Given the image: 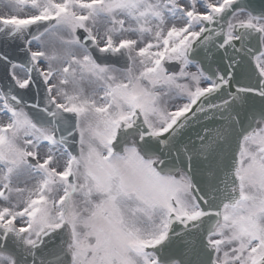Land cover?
<instances>
[{"label": "snow or ice", "instance_id": "6c2138e0", "mask_svg": "<svg viewBox=\"0 0 264 264\" xmlns=\"http://www.w3.org/2000/svg\"><path fill=\"white\" fill-rule=\"evenodd\" d=\"M0 264H264V0H8Z\"/></svg>", "mask_w": 264, "mask_h": 264}, {"label": "rangeland", "instance_id": "374dc122", "mask_svg": "<svg viewBox=\"0 0 264 264\" xmlns=\"http://www.w3.org/2000/svg\"><path fill=\"white\" fill-rule=\"evenodd\" d=\"M12 11L10 6H8V0H0V15L11 14Z\"/></svg>", "mask_w": 264, "mask_h": 264}, {"label": "water", "instance_id": "95a60500", "mask_svg": "<svg viewBox=\"0 0 264 264\" xmlns=\"http://www.w3.org/2000/svg\"><path fill=\"white\" fill-rule=\"evenodd\" d=\"M254 3H255L257 6H259V4L261 3V0H254ZM0 41H1V39H0Z\"/></svg>", "mask_w": 264, "mask_h": 264}]
</instances>
